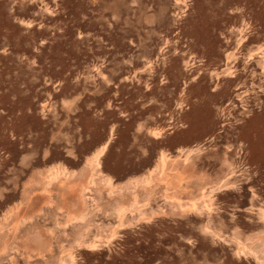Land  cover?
I'll return each instance as SVG.
<instances>
[{
  "label": "rangeland",
  "instance_id": "obj_1",
  "mask_svg": "<svg viewBox=\"0 0 264 264\" xmlns=\"http://www.w3.org/2000/svg\"><path fill=\"white\" fill-rule=\"evenodd\" d=\"M0 264H264V0H0Z\"/></svg>",
  "mask_w": 264,
  "mask_h": 264
},
{
  "label": "water",
  "instance_id": "obj_2",
  "mask_svg": "<svg viewBox=\"0 0 264 264\" xmlns=\"http://www.w3.org/2000/svg\"><path fill=\"white\" fill-rule=\"evenodd\" d=\"M176 8H177V16L183 12L184 6L181 3H175ZM242 54H245L246 57L249 56V52H242ZM260 52H257L253 55H255V57H259ZM194 59L190 58L187 60V64L186 67H189V71L187 73H185L184 78H183V83L187 84L188 82H190L191 80L194 79L195 77V73H191L190 71L192 70V63H193ZM222 72H225V70H223ZM182 84L181 88H179L176 93H175V97H174V110L176 107H178L183 100H185L184 94H185V90L186 87L185 85ZM171 126H173V128H176V126H178V122H173L172 124H170ZM172 128V129H173ZM249 210H252L255 214H258L259 212V206L255 203L252 206H249Z\"/></svg>",
  "mask_w": 264,
  "mask_h": 264
},
{
  "label": "crops",
  "instance_id": "obj_3",
  "mask_svg": "<svg viewBox=\"0 0 264 264\" xmlns=\"http://www.w3.org/2000/svg\"><path fill=\"white\" fill-rule=\"evenodd\" d=\"M134 111H137V110H134ZM238 172H239V170H235V171H234V173H236V174H237V176H240L242 173H241V174H239ZM238 174H239V175H238Z\"/></svg>",
  "mask_w": 264,
  "mask_h": 264
}]
</instances>
